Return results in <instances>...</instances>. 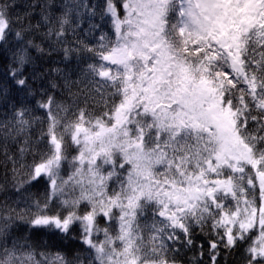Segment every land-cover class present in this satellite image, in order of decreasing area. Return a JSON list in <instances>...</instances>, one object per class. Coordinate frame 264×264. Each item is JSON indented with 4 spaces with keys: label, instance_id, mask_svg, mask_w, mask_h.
Listing matches in <instances>:
<instances>
[{
    "label": "snow or ice",
    "instance_id": "6c2138e0",
    "mask_svg": "<svg viewBox=\"0 0 264 264\" xmlns=\"http://www.w3.org/2000/svg\"><path fill=\"white\" fill-rule=\"evenodd\" d=\"M52 76L99 114L69 118ZM0 100L4 166L29 169L12 190L45 188L3 202L0 264H183L205 243L264 264V0H0Z\"/></svg>",
    "mask_w": 264,
    "mask_h": 264
},
{
    "label": "trees",
    "instance_id": "16d2710c",
    "mask_svg": "<svg viewBox=\"0 0 264 264\" xmlns=\"http://www.w3.org/2000/svg\"><path fill=\"white\" fill-rule=\"evenodd\" d=\"M17 4H27L32 2V0H15ZM43 2V0H41ZM53 2L60 4L63 3L64 0H53ZM89 3H102V0H87ZM16 11H23L22 8H17ZM37 12L39 9L36 10ZM39 17L37 16L35 19H33V23L35 24ZM17 29L20 28V25L15 26ZM104 32L107 34L110 33V25L108 27L104 28ZM96 36H99V33L96 34ZM93 43H95V40H93ZM47 57H45V61H47ZM52 61H60L62 59V54L57 52L52 56ZM39 63V62H38ZM45 68H55L57 66L63 68L64 64L60 63H44L43 65ZM78 77L73 76L72 79L76 80ZM50 79L55 80L58 87L54 90H51L49 92L50 95L54 96L56 101H58L64 108L68 110L69 118H71V114L76 112L78 109H85L86 113L88 111H92L94 115L99 114V109L93 107L92 101H85L83 95L79 92V89L77 86L69 85L68 87L64 86V82L60 79H58L55 76L50 77ZM36 99H44L43 97H36ZM34 109V116L43 118L44 112L42 110H35V105H31ZM7 114V116L5 115ZM11 108L10 106H5L2 100H0V121L11 118ZM42 127H46V125H34L32 130V139H36L37 136L40 134V130ZM66 140V148H67V155L69 156V159L72 155H75V146L74 145H68L67 144V137ZM43 148V146H41ZM14 150V149H13ZM23 163L25 165H30L32 163V157L26 156L23 160ZM17 171L15 175V180L13 178V172H12V165L8 164L7 167L4 166V160L3 157L0 156V186L3 187V191H0V208L3 207V202L7 201L8 204L12 207H17V210L19 208L24 207L23 202H21L19 205H16L14 201L20 200L23 201L25 198H40L44 192L45 188L43 186H37V187H28L26 191H23L21 193H16L12 190L14 182H22L24 179H26V175L28 172V168L24 167L21 168L19 164L16 166ZM61 175H65L66 178V172L62 170ZM111 187V185H110ZM4 213L0 212V224H3V217ZM103 226V225H102ZM21 232L24 231L23 227H21ZM205 232L208 231L207 228L204 230ZM103 239V237H100ZM196 242L197 244H200L204 242L206 239L204 236L200 234L199 229H197L196 232ZM68 249H64V251H68L71 249L72 253L74 254L77 251L83 252L84 246L79 243L78 241H67ZM201 249L194 247L190 250H186L182 252V258H183V264H209V257L207 255V244H204V255H201ZM71 258V257H70ZM227 264H245V258L241 251H237L235 253H230L228 255Z\"/></svg>",
    "mask_w": 264,
    "mask_h": 264
}]
</instances>
